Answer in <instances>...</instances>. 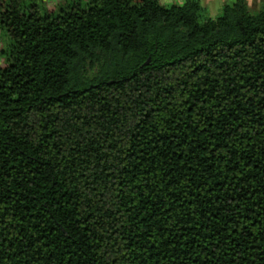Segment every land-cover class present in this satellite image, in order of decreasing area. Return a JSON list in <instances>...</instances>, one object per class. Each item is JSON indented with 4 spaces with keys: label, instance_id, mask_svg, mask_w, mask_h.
Instances as JSON below:
<instances>
[{
    "label": "trees",
    "instance_id": "trees-1",
    "mask_svg": "<svg viewBox=\"0 0 264 264\" xmlns=\"http://www.w3.org/2000/svg\"><path fill=\"white\" fill-rule=\"evenodd\" d=\"M0 264H264V0H0Z\"/></svg>",
    "mask_w": 264,
    "mask_h": 264
},
{
    "label": "crops",
    "instance_id": "crops-1",
    "mask_svg": "<svg viewBox=\"0 0 264 264\" xmlns=\"http://www.w3.org/2000/svg\"><path fill=\"white\" fill-rule=\"evenodd\" d=\"M165 4L177 2L180 3L179 0H160ZM233 2L234 0H199L201 6L204 8L206 14L210 17L217 15L225 2ZM249 9L252 12H255L259 9L262 0H245ZM184 2V0H183ZM182 2V3H183Z\"/></svg>",
    "mask_w": 264,
    "mask_h": 264
},
{
    "label": "rangeland",
    "instance_id": "rangeland-1",
    "mask_svg": "<svg viewBox=\"0 0 264 264\" xmlns=\"http://www.w3.org/2000/svg\"><path fill=\"white\" fill-rule=\"evenodd\" d=\"M59 1H61V0H46V3L48 5H54V4L58 3Z\"/></svg>",
    "mask_w": 264,
    "mask_h": 264
},
{
    "label": "clouds",
    "instance_id": "clouds-1",
    "mask_svg": "<svg viewBox=\"0 0 264 264\" xmlns=\"http://www.w3.org/2000/svg\"><path fill=\"white\" fill-rule=\"evenodd\" d=\"M179 2H180V3H182V2H183V0H179ZM0 59H3V58H2V57H0Z\"/></svg>",
    "mask_w": 264,
    "mask_h": 264
}]
</instances>
